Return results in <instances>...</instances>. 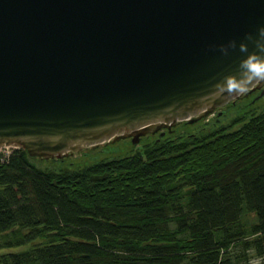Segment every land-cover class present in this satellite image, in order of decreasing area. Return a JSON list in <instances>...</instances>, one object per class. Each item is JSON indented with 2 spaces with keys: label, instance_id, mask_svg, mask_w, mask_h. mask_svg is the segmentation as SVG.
<instances>
[{
  "label": "water",
  "instance_id": "water-1",
  "mask_svg": "<svg viewBox=\"0 0 264 264\" xmlns=\"http://www.w3.org/2000/svg\"><path fill=\"white\" fill-rule=\"evenodd\" d=\"M262 27L264 0H0V146L61 161L202 122L264 85L212 95Z\"/></svg>",
  "mask_w": 264,
  "mask_h": 264
},
{
  "label": "trees",
  "instance_id": "trees-1",
  "mask_svg": "<svg viewBox=\"0 0 264 264\" xmlns=\"http://www.w3.org/2000/svg\"><path fill=\"white\" fill-rule=\"evenodd\" d=\"M160 137L76 170L0 153V264L264 259V109Z\"/></svg>",
  "mask_w": 264,
  "mask_h": 264
},
{
  "label": "rangeland",
  "instance_id": "rangeland-1",
  "mask_svg": "<svg viewBox=\"0 0 264 264\" xmlns=\"http://www.w3.org/2000/svg\"><path fill=\"white\" fill-rule=\"evenodd\" d=\"M264 85L260 88H256L250 95L244 96L243 100L237 105H225L215 112L213 116H209L202 122L189 125L186 121H181L176 125L175 132L171 128H164L159 134L156 135H144L142 143H134L133 138L126 137L119 140L111 141L102 146L85 147L82 150H77L71 156L65 155L61 161L56 157L49 160L47 158H41L35 160V164L43 169L49 170H76L99 162L102 160H109L124 156H130L137 152V149H142L147 144L151 143L155 138L159 139L160 134H163L161 138L177 139L185 137L192 133L202 131L204 128L212 129L214 127H220L229 124L237 117L244 115L250 117L253 112H258L264 109ZM22 146L18 144L2 145L0 146V153L5 157L10 155L15 148ZM24 148V147H23ZM37 158V157H34ZM236 264H241L237 262ZM243 264H264V259L259 257H252L249 262Z\"/></svg>",
  "mask_w": 264,
  "mask_h": 264
},
{
  "label": "clouds",
  "instance_id": "clouds-1",
  "mask_svg": "<svg viewBox=\"0 0 264 264\" xmlns=\"http://www.w3.org/2000/svg\"><path fill=\"white\" fill-rule=\"evenodd\" d=\"M247 39L252 41L253 50L249 51L248 43L240 45V51L246 56L240 60L236 74H229L223 81L215 84L212 95L217 99L224 96H243L255 86L264 84V27L259 30V39L254 40L250 34ZM231 47H236L234 41ZM222 50L227 54V48Z\"/></svg>",
  "mask_w": 264,
  "mask_h": 264
},
{
  "label": "bare ground",
  "instance_id": "bare-ground-1",
  "mask_svg": "<svg viewBox=\"0 0 264 264\" xmlns=\"http://www.w3.org/2000/svg\"><path fill=\"white\" fill-rule=\"evenodd\" d=\"M214 114H215V113H214ZM214 114H212V115H210V116H213ZM2 145H3V144H2ZM2 145H1V146H2Z\"/></svg>",
  "mask_w": 264,
  "mask_h": 264
}]
</instances>
